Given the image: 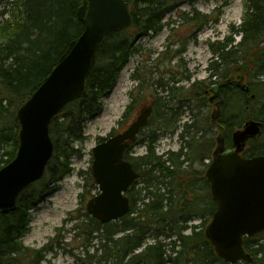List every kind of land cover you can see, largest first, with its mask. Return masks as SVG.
Masks as SVG:
<instances>
[{
	"label": "trees",
	"instance_id": "16d2710c",
	"mask_svg": "<svg viewBox=\"0 0 264 264\" xmlns=\"http://www.w3.org/2000/svg\"><path fill=\"white\" fill-rule=\"evenodd\" d=\"M79 1L0 0L3 18L0 26V168L13 159L18 148L16 109L37 89L68 43L84 28L77 15ZM126 2L131 25L105 37L86 79V95L66 104L50 123L53 154L43 177L21 191L14 211L0 213V264L44 261L51 247L31 249L20 241L28 229L29 211L71 172L70 160L78 153L75 143L84 138L86 120L99 114L100 99L108 94L129 57L140 51L136 38L158 34L165 25L166 14L192 0ZM243 7L240 25L232 26L231 34L224 39L208 43L212 56L206 78L193 80L187 87L179 85L180 81L191 79L181 59L186 42L195 43L198 32L209 22L217 21L195 9L179 13L190 31L187 41L174 39L171 34L164 50L149 66L150 59H146L141 75H131L139 84L129 92L131 102L124 119L132 113L133 105L141 102V93L151 90L146 105H151L152 112L130 145L131 149L143 146L145 151L139 156L124 153L139 177L126 193L130 209L123 217L100 223L86 211L79 213L82 208L79 207L77 214L71 213L65 220V223L74 222L75 235L82 234L84 246L87 243L84 256L79 258L81 264H229L215 255L204 236V227L216 209L204 176V168L209 164L204 160H211L210 149L215 139L212 135L200 134L198 125L181 122V118L183 108L193 111L194 106H206V94L217 89L223 103L216 122L224 132L225 147L232 146L231 133L252 119L261 123V131L247 141L242 156L264 155V0H244ZM234 34L240 37L236 42ZM173 60L175 64L171 65ZM164 65L162 71L159 67ZM138 70L139 67L137 73ZM154 70L160 73L157 79L153 76ZM164 73L170 77L165 79ZM236 73L248 77L247 90L234 83L219 86V82ZM232 105L234 109L230 108ZM177 132L182 142L180 148L158 154L159 138ZM105 138L97 139L99 142ZM196 162L202 167L196 168ZM82 177L85 195L87 192L93 196L97 187L90 168ZM194 218L200 223L190 225ZM187 229L189 234H185ZM263 238L264 230L255 236L243 237V248L252 261L232 264H264ZM88 247L93 248L92 253Z\"/></svg>",
	"mask_w": 264,
	"mask_h": 264
},
{
	"label": "water",
	"instance_id": "95a60500",
	"mask_svg": "<svg viewBox=\"0 0 264 264\" xmlns=\"http://www.w3.org/2000/svg\"><path fill=\"white\" fill-rule=\"evenodd\" d=\"M77 15L84 25L81 34L68 43L41 84L15 111L18 148L13 159L0 168L1 214L14 211L21 191L44 174L53 153L50 123L66 104L86 95V79L105 37L127 29L132 22L126 0H80ZM233 81L247 90L241 75L220 85ZM214 98L217 101L211 121L217 124L223 102L219 90L213 92L209 101ZM151 111V105L142 106L122 131L91 148L90 169L98 192L87 200L85 209L100 223L117 220L129 212L126 192L139 173L123 154L145 126ZM260 125L247 120L242 128L233 131L230 149H225L221 135L205 170L210 195L217 206L204 228V236L215 255L230 264L251 262L243 248V237L264 230V155H241L247 140L260 134Z\"/></svg>",
	"mask_w": 264,
	"mask_h": 264
},
{
	"label": "rangeland",
	"instance_id": "374dc122",
	"mask_svg": "<svg viewBox=\"0 0 264 264\" xmlns=\"http://www.w3.org/2000/svg\"><path fill=\"white\" fill-rule=\"evenodd\" d=\"M243 1L192 0L191 3H181L176 10L169 11L166 14L163 20L165 25L158 34L152 37L144 36L136 38V43L140 45V51L135 52L129 57L124 67L116 76L115 82L108 94L100 99L101 110L99 114L86 120L84 138L75 143V149L78 150V153L70 160L71 172L56 183L54 190L48 191L43 196L37 207L29 211L30 222L27 231L20 238L21 243L31 249H40L46 245L51 247V250L45 253L44 261L39 264H81L79 258L84 256V249L87 248V243L84 246L82 234L75 235V231L72 230L74 222L68 221L65 223V220L71 213L77 214L76 210L79 207H82L79 213L85 211V204L90 196L87 192L85 195V182L82 176L91 166V148L98 142V137H107L113 131L117 133L125 128L132 121L135 113L149 102L151 90L145 89L141 93V102L133 105L132 113L124 119L123 114L131 102L129 92L139 84L138 80L133 79L131 75H141V69L144 66L143 64L146 63V59H150L147 62L149 66L150 62L158 56V53L164 50L168 37L171 34L174 35V39L181 40L182 42L187 41L190 31L188 26L182 23L179 13L195 9L217 19L216 22H209L198 32L195 43L186 42L181 59L190 71L191 79L189 81L182 80L179 82V85L187 87L191 81L207 77V65L212 56L208 43L224 39L231 34L232 26L236 27L240 25L244 13ZM1 9L2 6H0ZM2 19L0 16V26ZM232 37L235 42L240 38L239 35L235 34ZM174 64L175 60L171 62V65ZM137 67H139L138 73ZM164 67L166 66H160L159 68L164 71ZM159 75L160 73L154 70L153 76L156 77L155 79ZM164 75L165 79L170 77L167 73H164ZM237 75L243 74L236 73L230 76L235 78ZM247 82L248 77L244 76V83L246 84ZM209 95L210 93L206 94V106L201 108L194 106L193 111L183 108L184 113L181 122H193L201 128L200 134L205 133L207 136H213L215 142L210 149V156L212 158V152L218 145L217 138L220 136L221 131L211 121V114L215 109V100L209 102ZM230 108L234 109L233 105ZM178 133L160 137L156 143V152L161 154L168 150L177 151L182 143ZM144 151L145 148L143 146H135L131 151V156L142 155ZM208 160L205 159L204 162L207 163ZM194 166L196 168L202 167L199 162H196ZM199 223L200 220L198 218H194L189 222L190 225ZM189 233L190 230L187 229L185 234ZM88 252L92 253L93 248L88 247ZM166 264L172 263L167 262Z\"/></svg>",
	"mask_w": 264,
	"mask_h": 264
},
{
	"label": "flooded vegetation",
	"instance_id": "af4514ba",
	"mask_svg": "<svg viewBox=\"0 0 264 264\" xmlns=\"http://www.w3.org/2000/svg\"><path fill=\"white\" fill-rule=\"evenodd\" d=\"M131 151H132V149L129 147V148L125 151V153H128L129 155H131Z\"/></svg>",
	"mask_w": 264,
	"mask_h": 264
}]
</instances>
